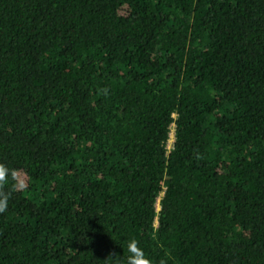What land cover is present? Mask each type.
Listing matches in <instances>:
<instances>
[{
    "label": "trees",
    "instance_id": "obj_1",
    "mask_svg": "<svg viewBox=\"0 0 264 264\" xmlns=\"http://www.w3.org/2000/svg\"><path fill=\"white\" fill-rule=\"evenodd\" d=\"M0 162V264H264V0H0Z\"/></svg>",
    "mask_w": 264,
    "mask_h": 264
},
{
    "label": "clouds",
    "instance_id": "obj_2",
    "mask_svg": "<svg viewBox=\"0 0 264 264\" xmlns=\"http://www.w3.org/2000/svg\"><path fill=\"white\" fill-rule=\"evenodd\" d=\"M102 91L105 95L107 94V89ZM16 176V170L10 169L0 162V214L7 210L12 192L25 187L23 184L17 183ZM127 253L126 264H153V261L145 254L139 246V241L135 238L127 242ZM108 260H111L113 264H121L120 255L115 251L108 254L105 261ZM161 264L164 262L161 261Z\"/></svg>",
    "mask_w": 264,
    "mask_h": 264
},
{
    "label": "rangeland",
    "instance_id": "obj_3",
    "mask_svg": "<svg viewBox=\"0 0 264 264\" xmlns=\"http://www.w3.org/2000/svg\"><path fill=\"white\" fill-rule=\"evenodd\" d=\"M173 141H174V138H173V130L171 132V138L168 142V149H170L172 147V144H173Z\"/></svg>",
    "mask_w": 264,
    "mask_h": 264
},
{
    "label": "built area",
    "instance_id": "obj_4",
    "mask_svg": "<svg viewBox=\"0 0 264 264\" xmlns=\"http://www.w3.org/2000/svg\"><path fill=\"white\" fill-rule=\"evenodd\" d=\"M170 138H171V135H170ZM173 138H174V130H173Z\"/></svg>",
    "mask_w": 264,
    "mask_h": 264
}]
</instances>
